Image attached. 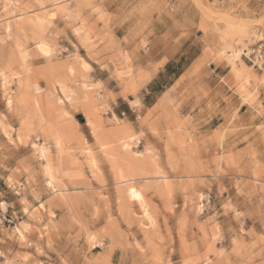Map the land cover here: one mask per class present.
<instances>
[{"label":"rangeland","instance_id":"1","mask_svg":"<svg viewBox=\"0 0 264 264\" xmlns=\"http://www.w3.org/2000/svg\"><path fill=\"white\" fill-rule=\"evenodd\" d=\"M260 38L264 0H0V264H264Z\"/></svg>","mask_w":264,"mask_h":264},{"label":"built area","instance_id":"2","mask_svg":"<svg viewBox=\"0 0 264 264\" xmlns=\"http://www.w3.org/2000/svg\"><path fill=\"white\" fill-rule=\"evenodd\" d=\"M242 55L252 66L264 69V39L260 38L250 49L244 50Z\"/></svg>","mask_w":264,"mask_h":264},{"label":"bare ground","instance_id":"3","mask_svg":"<svg viewBox=\"0 0 264 264\" xmlns=\"http://www.w3.org/2000/svg\"><path fill=\"white\" fill-rule=\"evenodd\" d=\"M41 45V43H39ZM45 46V45H44ZM43 47V46H42ZM129 194L132 196V195H135L136 192L133 190V188H129Z\"/></svg>","mask_w":264,"mask_h":264},{"label":"crops","instance_id":"4","mask_svg":"<svg viewBox=\"0 0 264 264\" xmlns=\"http://www.w3.org/2000/svg\"><path fill=\"white\" fill-rule=\"evenodd\" d=\"M248 109V108H247Z\"/></svg>","mask_w":264,"mask_h":264}]
</instances>
